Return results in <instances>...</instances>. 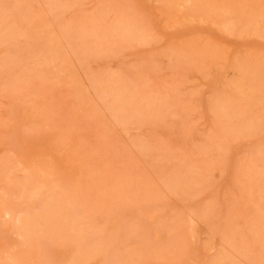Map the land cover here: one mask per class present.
Returning a JSON list of instances; mask_svg holds the SVG:
<instances>
[{
  "label": "rangeland",
  "instance_id": "374dc122",
  "mask_svg": "<svg viewBox=\"0 0 264 264\" xmlns=\"http://www.w3.org/2000/svg\"><path fill=\"white\" fill-rule=\"evenodd\" d=\"M0 264H264V0H0Z\"/></svg>",
  "mask_w": 264,
  "mask_h": 264
},
{
  "label": "bare ground",
  "instance_id": "6f19581e",
  "mask_svg": "<svg viewBox=\"0 0 264 264\" xmlns=\"http://www.w3.org/2000/svg\"><path fill=\"white\" fill-rule=\"evenodd\" d=\"M175 1V0H174ZM178 0H176V2H177ZM120 14H122V13H120ZM17 221V220H16Z\"/></svg>",
  "mask_w": 264,
  "mask_h": 264
}]
</instances>
